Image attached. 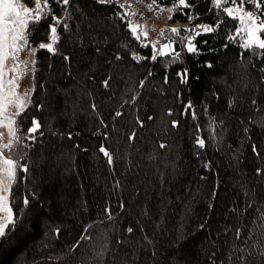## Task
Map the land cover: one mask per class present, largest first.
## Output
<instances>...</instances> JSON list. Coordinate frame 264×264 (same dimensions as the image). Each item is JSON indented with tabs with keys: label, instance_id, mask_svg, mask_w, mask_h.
Instances as JSON below:
<instances>
[{
	"label": "trees",
	"instance_id": "16d2710c",
	"mask_svg": "<svg viewBox=\"0 0 264 264\" xmlns=\"http://www.w3.org/2000/svg\"><path fill=\"white\" fill-rule=\"evenodd\" d=\"M154 1L175 5L159 29L163 42L176 40L174 63L151 61L149 38L132 37L125 1L70 0L62 12L49 0L69 31L58 27L56 55L38 47L50 42L47 21L29 38L36 63L21 123L29 171L18 170L12 188L17 223L0 240V264H264V51L243 49L212 0H188V9ZM246 4L264 19V0ZM218 21L216 33L195 38L199 55L170 32L188 37L186 29Z\"/></svg>",
	"mask_w": 264,
	"mask_h": 264
},
{
	"label": "snow or ice",
	"instance_id": "6c2138e0",
	"mask_svg": "<svg viewBox=\"0 0 264 264\" xmlns=\"http://www.w3.org/2000/svg\"><path fill=\"white\" fill-rule=\"evenodd\" d=\"M97 2L106 4L110 3L111 0H97ZM178 2L184 9L194 7L188 0H178ZM229 2L233 6H225ZM55 3L61 5L62 12H66L67 6L70 5V0H55ZM212 3L216 9L222 10L226 20H231L235 23L236 36L240 37L242 41L240 46L243 49H259L264 51V19H260L253 12L244 11L243 5L246 3V0H212ZM34 4L35 7L33 9L25 6L24 3L18 2V0H0V240L6 238V230L10 231L17 223L14 219L9 197L13 185L17 182L18 170L23 173L29 171L28 165L21 163L27 158V154L21 151V123L23 120L22 114L32 105V89H25L23 93L18 91L20 79L29 70V66L36 63L32 59L36 49L32 48L29 38L32 35V30L37 25L43 21H47V35L50 42L41 43L38 47L56 55L59 54V49L56 45L60 41V35L57 31L58 27L62 25L64 31H69L67 22L62 23V18L54 13L49 0H34ZM120 7H124V5H120ZM255 7L259 9L261 4L255 3ZM126 16L127 13H124L122 19ZM187 18L192 19L193 17L188 16ZM127 27L136 41L147 39V32H141L139 25H134L131 21H128ZM219 27V21L215 27L210 24H198L194 29L185 30L194 33V35L188 37L179 36L180 30L177 28H172L170 32L175 37H179L181 48L182 50H186L187 54L199 55L200 50L197 47L199 41L194 42L195 38L209 33H216ZM227 38L229 41H234L236 37L228 36ZM175 42L176 40L170 36L169 42L159 47L157 43H152L151 61H157L158 56H171L173 63L178 60L181 52L175 51ZM207 42V40L203 41L205 44ZM148 46L147 43H141V47L147 48ZM25 51L27 58L21 60L20 53ZM132 58L137 62H140L141 59H149V57L141 58L136 55H133ZM64 59L68 60L69 58L65 56ZM116 59L120 60L121 57L117 56ZM208 67L211 68L212 65L208 64ZM32 71L34 72L35 69L32 68ZM260 71L264 73V68L260 69ZM151 75L152 73L149 72V76ZM177 75L181 77V82H184L183 78L187 75V70L185 69L184 72L177 73ZM165 83H167V79H165ZM141 85H143V81H141ZM104 86H109L108 80L104 81ZM92 107L95 109V105ZM188 109H191V104L188 105ZM116 115L120 116L121 113L117 112ZM168 115H171L170 110ZM192 116L193 119L196 118L194 112ZM17 118L20 119L18 120ZM149 119H152V117H149ZM31 123L32 127L27 129L28 138L35 140L36 136L32 134L40 129V123L35 118L32 119ZM177 126L178 122L172 121V127ZM134 136L135 134L133 133L129 139H133ZM196 145L198 148H204V139L197 138ZM160 147L164 148L165 145L161 144ZM99 150L107 158V162L111 164L113 162L111 154L104 147H101ZM23 203L28 205V199L25 198ZM105 212L109 213L108 218L111 219L110 210L106 208ZM128 231L131 232L132 229L129 228ZM238 235L239 230L237 229ZM81 239H84V237H81Z\"/></svg>",
	"mask_w": 264,
	"mask_h": 264
},
{
	"label": "rangeland",
	"instance_id": "374dc122",
	"mask_svg": "<svg viewBox=\"0 0 264 264\" xmlns=\"http://www.w3.org/2000/svg\"><path fill=\"white\" fill-rule=\"evenodd\" d=\"M226 6H233V5L231 3H229ZM238 6H239V4H238ZM173 9H174L173 5L169 4V5L162 6V8H160L159 10H155V12H153L152 10H149L150 14H151L149 18L144 16V17H141V19H139V20L135 19L136 21L132 22V24L140 25L139 23H142V24L148 23V29H147V26L144 24L142 31L141 30L140 31L141 32L146 31L147 36H150L152 42H154V40L157 38L159 27L167 21V18H169L170 14L173 12ZM243 9L246 12H253L257 17L260 18V16L254 12V9L250 6H248L246 3L243 5ZM130 10L135 12V8L132 6H130ZM157 12L159 14H157ZM134 18H136L135 14H134ZM26 58H27L26 51L21 52L20 53V59L24 60ZM32 59H34V57H32ZM9 63H11V61H9ZM32 68H34V65L29 66V70L26 72V74L19 81L18 91L20 93H23V91L25 89H32V80H33Z\"/></svg>",
	"mask_w": 264,
	"mask_h": 264
},
{
	"label": "built area",
	"instance_id": "2783aa9c",
	"mask_svg": "<svg viewBox=\"0 0 264 264\" xmlns=\"http://www.w3.org/2000/svg\"><path fill=\"white\" fill-rule=\"evenodd\" d=\"M125 1V3L131 5L135 8V15L137 18L148 17L149 16V8L147 7V3L149 0H120Z\"/></svg>",
	"mask_w": 264,
	"mask_h": 264
},
{
	"label": "crops",
	"instance_id": "0c3cea01",
	"mask_svg": "<svg viewBox=\"0 0 264 264\" xmlns=\"http://www.w3.org/2000/svg\"><path fill=\"white\" fill-rule=\"evenodd\" d=\"M162 8V7H161ZM167 20H168V18H167ZM167 22V21H166ZM165 22V23H166ZM140 25V30L142 31V29H143V26H144V24L147 26V29H148V23H144V24H142V23H139ZM148 31V30H147ZM168 43V42H167ZM164 43H162L161 45H163ZM160 46V45H159Z\"/></svg>",
	"mask_w": 264,
	"mask_h": 264
},
{
	"label": "water",
	"instance_id": "95a60500",
	"mask_svg": "<svg viewBox=\"0 0 264 264\" xmlns=\"http://www.w3.org/2000/svg\"><path fill=\"white\" fill-rule=\"evenodd\" d=\"M9 202H10V206L12 207V204H11V199H10V197H9ZM12 210H13V213H14V218H15V211H14L13 207H12Z\"/></svg>",
	"mask_w": 264,
	"mask_h": 264
}]
</instances>
